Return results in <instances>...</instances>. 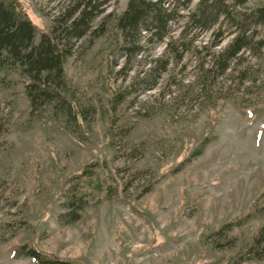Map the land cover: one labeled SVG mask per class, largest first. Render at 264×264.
I'll use <instances>...</instances> for the list:
<instances>
[{
    "label": "rangeland",
    "instance_id": "374dc122",
    "mask_svg": "<svg viewBox=\"0 0 264 264\" xmlns=\"http://www.w3.org/2000/svg\"><path fill=\"white\" fill-rule=\"evenodd\" d=\"M17 1L38 41L71 0ZM98 1L92 27L106 18L103 32L87 50L93 33L76 42L63 65L77 104L93 107L82 138L52 107L48 124L31 118L18 68L0 64V264H37L20 246L69 264H264V22L241 15L264 0L226 1L230 20L210 28L187 23L200 1L189 0L163 41L144 35L135 57L115 27L129 0ZM235 24L251 44L221 71L213 56ZM71 189L88 205L66 225Z\"/></svg>",
    "mask_w": 264,
    "mask_h": 264
},
{
    "label": "trees",
    "instance_id": "16d2710c",
    "mask_svg": "<svg viewBox=\"0 0 264 264\" xmlns=\"http://www.w3.org/2000/svg\"><path fill=\"white\" fill-rule=\"evenodd\" d=\"M226 1L232 0H200L188 15L187 23L195 28H210L220 18L230 20V14L223 5ZM173 2H177L179 7H174ZM188 2L189 0H129L126 10L115 17V27L121 39L120 49L126 51L128 56L135 57L142 50L141 40L144 35L148 34L146 42L149 44L163 41L170 30V24L180 18L179 8H185ZM102 4L103 2L98 0L69 1L57 11L52 26L42 31L37 41V27L21 8L20 3L17 0H0V64H10L18 68L29 101V115L48 124L52 117L45 116L44 110L52 107L55 117L65 121L66 130L70 127L81 129L78 133L80 138L85 136L83 124L87 122V111L93 112V107H88L85 111L77 104L75 94L66 82L63 65L76 42L93 33L94 37L84 47V50H87L103 32L106 18L102 19L97 27H92L102 10ZM241 15L244 17V23L252 20L253 25L260 24L264 22V5L254 8L249 14ZM234 26H237V30L233 31L235 35L218 55L213 56V66H218L221 71H225L229 61L251 44L245 32L247 26ZM172 43L176 42L171 40L168 45ZM130 90L131 87H128L124 95L116 96L112 107L120 105ZM211 141L212 139L206 137L202 139L185 163L200 156ZM185 163L173 172H179ZM155 182L149 180L142 188L141 195L149 192ZM116 184L121 186L118 181ZM73 190L71 189L65 197L63 206L66 211L58 217L62 224L72 225L77 222L80 213L88 205L87 199L81 194L73 193ZM100 202L102 201L97 203ZM239 224V221L233 226L227 224L221 227L218 233L230 231L231 227ZM259 240L257 238L256 242L259 243ZM15 254L29 257L37 264H69L25 246L17 247Z\"/></svg>",
    "mask_w": 264,
    "mask_h": 264
}]
</instances>
